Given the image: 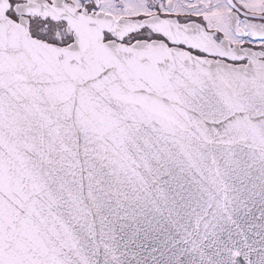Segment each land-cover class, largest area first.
<instances>
[{"label": "snow or ice", "instance_id": "6c2138e0", "mask_svg": "<svg viewBox=\"0 0 264 264\" xmlns=\"http://www.w3.org/2000/svg\"><path fill=\"white\" fill-rule=\"evenodd\" d=\"M0 264H264V0H0Z\"/></svg>", "mask_w": 264, "mask_h": 264}]
</instances>
